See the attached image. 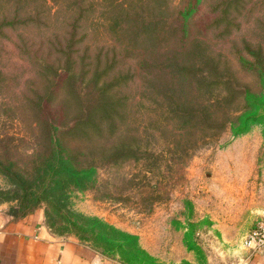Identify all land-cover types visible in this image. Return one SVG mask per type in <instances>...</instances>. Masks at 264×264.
<instances>
[{"label":"rangeland","instance_id":"1","mask_svg":"<svg viewBox=\"0 0 264 264\" xmlns=\"http://www.w3.org/2000/svg\"><path fill=\"white\" fill-rule=\"evenodd\" d=\"M0 212L119 264H244L264 0H0Z\"/></svg>","mask_w":264,"mask_h":264},{"label":"crops","instance_id":"2","mask_svg":"<svg viewBox=\"0 0 264 264\" xmlns=\"http://www.w3.org/2000/svg\"><path fill=\"white\" fill-rule=\"evenodd\" d=\"M11 218L0 212V264H119L77 242L54 239L39 212ZM244 264H264V251L251 253Z\"/></svg>","mask_w":264,"mask_h":264},{"label":"built area","instance_id":"3","mask_svg":"<svg viewBox=\"0 0 264 264\" xmlns=\"http://www.w3.org/2000/svg\"><path fill=\"white\" fill-rule=\"evenodd\" d=\"M247 245L252 253L264 251V219L250 232Z\"/></svg>","mask_w":264,"mask_h":264},{"label":"trees","instance_id":"4","mask_svg":"<svg viewBox=\"0 0 264 264\" xmlns=\"http://www.w3.org/2000/svg\"><path fill=\"white\" fill-rule=\"evenodd\" d=\"M242 66V65H241ZM259 114L256 112L255 114H254V117H257ZM88 121V120H87ZM78 124H77V122H74L73 124H72V126L71 127H69L68 128V130H73L74 128H76V126H77ZM243 132V130L241 131V133ZM48 134L50 135V137H53L52 139H54V141H56V137L51 133V132H48ZM40 204V201L39 200H35V202L34 203H32L30 206H26V207H28V208H25V210L24 211H28L29 212V210H31V209H34V208H36L38 205ZM13 215V214H12ZM99 226H102V225H99ZM103 227L105 228V229H108V230H111V231H113V228H111V227H109V226H107V225H103ZM124 235V237H126V239H131V236H129V235H125V234H123ZM123 244H122V246H125V244H127L126 243V241H123L122 242ZM118 247H119V245H118Z\"/></svg>","mask_w":264,"mask_h":264}]
</instances>
